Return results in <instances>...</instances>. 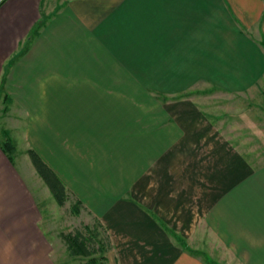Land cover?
Instances as JSON below:
<instances>
[{"label":"crops","instance_id":"crops-1","mask_svg":"<svg viewBox=\"0 0 264 264\" xmlns=\"http://www.w3.org/2000/svg\"><path fill=\"white\" fill-rule=\"evenodd\" d=\"M12 117L108 264H264V0H0V264H56Z\"/></svg>","mask_w":264,"mask_h":264},{"label":"rangeland","instance_id":"rangeland-1","mask_svg":"<svg viewBox=\"0 0 264 264\" xmlns=\"http://www.w3.org/2000/svg\"><path fill=\"white\" fill-rule=\"evenodd\" d=\"M216 94L217 92H213V96L210 97V100H212V102H210V107H212L214 111L216 109H221L223 112L225 111V114H234V112L240 110V108L243 107L238 98L233 99L229 94L225 93L223 97L221 96L222 98L217 99L219 95L216 97ZM245 104L247 106L248 103L245 102ZM15 114L16 113L12 112V116H14ZM13 119L14 117H12V142L15 144L16 149L13 151L12 155L21 173L28 179L32 191L36 196V200L44 216L42 225L46 229L48 237L54 247L56 264H66V260L62 256H64L68 260L69 264H83L88 260V258L83 256H73L70 253L67 243L61 234H74L77 231H80L85 235H88L89 232L92 231L94 232V234H96L95 246H98L102 243L106 246L108 243V233L98 222V220L90 216L85 210L81 209V211L78 213L74 212L73 207L77 197L75 194H72L73 187L70 184L69 186H67L64 182L67 189V200L64 205L61 206L56 202V200L50 193L48 186L44 183L43 179L39 175V177L37 176L32 160L28 154V149L30 148H33L40 155L43 151L47 152L48 148L53 146L52 143H55V140H48L47 143L46 140L39 138L41 134L39 133L38 128H35V124L33 125L34 128H32L31 130H27L25 128L27 127L25 126L26 124L15 122L13 121ZM52 124L53 123L45 125V130L44 132H42L43 135L52 137V134L49 135L50 132H48L52 128ZM56 124L57 123H54V125ZM26 133H28L29 138L26 137ZM56 137L57 136H54L52 138ZM84 141H88L90 144L95 143V141H89L87 139H84L83 142ZM88 145L89 144H86L85 146L87 147ZM50 153L51 151L49 152V154ZM51 159L54 164L58 163L57 156H52ZM64 159H66V157H64ZM93 159L96 160V162H100L99 159H103V157L94 154ZM79 167L83 168L84 166L80 164ZM85 169H89L90 173L94 176H96L98 172L96 171L97 168L94 164L88 165V167ZM60 172L62 173L61 170ZM80 173L88 177L87 171L82 170ZM61 178L67 179L64 175L63 177L61 176ZM69 179L72 180V183L75 182L71 178V176H69Z\"/></svg>","mask_w":264,"mask_h":264},{"label":"trees","instance_id":"trees-1","mask_svg":"<svg viewBox=\"0 0 264 264\" xmlns=\"http://www.w3.org/2000/svg\"><path fill=\"white\" fill-rule=\"evenodd\" d=\"M8 150H15L13 143L7 142ZM28 154L32 160L34 168L38 175L48 186L50 193L59 205H64L67 200V189L62 179L43 161L41 156L33 149L28 150ZM13 158V156H12ZM74 212H79V204H74ZM65 239L68 249L73 256H83L88 258L83 264H108L105 253L107 247L102 243L98 246L95 242L96 234L90 231L88 235L77 231L71 234H61ZM98 255V256H97Z\"/></svg>","mask_w":264,"mask_h":264}]
</instances>
